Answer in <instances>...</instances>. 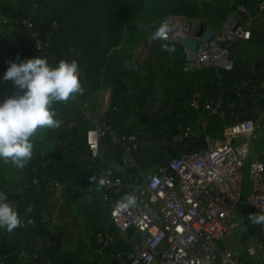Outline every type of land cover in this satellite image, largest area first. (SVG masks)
I'll return each mask as SVG.
<instances>
[{"label":"built area","instance_id":"built-area-1","mask_svg":"<svg viewBox=\"0 0 264 264\" xmlns=\"http://www.w3.org/2000/svg\"><path fill=\"white\" fill-rule=\"evenodd\" d=\"M259 10L264 15V0H261ZM46 12L45 5L34 3L27 10L28 18L20 25L1 19L0 42L5 45L6 41L25 39L37 56L51 59L58 65L64 60L61 52L55 49L61 35V15L50 16L38 23V19L47 16ZM232 19L233 16L227 21L225 30L231 26ZM161 28L164 34L159 38L181 47L188 67L203 61L212 62L213 66L209 67L217 70L234 71L233 62L222 51L212 52L207 48L210 52L202 60L203 47L208 42L205 38L210 33L202 21L175 16L159 30ZM231 29L230 40L252 38L250 23L236 19ZM195 33L200 36L195 37ZM189 38L198 42L196 52L185 46ZM173 68L175 71L182 69L178 65ZM235 79L241 83L237 90L241 95L245 87L251 88V94L264 88L263 83L249 77ZM207 91L196 89L192 93L190 107L206 114L198 117L201 118L198 125L186 126L176 140L189 145L202 134L205 148L180 152L149 176L143 175L134 159L139 149L136 136H120L113 119H106L86 131L82 148L88 158V173L101 189L99 209L110 223V227H98L92 233V264H249L247 257H259V251L264 247V223L246 226L239 212L250 209L264 215V158L252 157L256 133L264 125V115L225 126L216 135L208 131V127L211 121L223 116L224 96L220 89L213 94L209 89ZM86 97L83 88V92L72 98L78 118L88 117ZM66 125V132L59 141L64 149L79 142L71 134L78 127L77 122L70 121ZM109 143L120 149V158L127 164L123 174L113 172L102 161L101 154ZM38 171L36 162L29 163L17 191L32 188L38 196L57 193L56 180L40 176ZM101 179L103 185L99 183ZM4 195L9 200V195ZM128 195L135 196L136 202L123 206ZM132 232L138 235V240L129 245L125 236ZM249 232L254 235L244 251L225 247L235 236ZM36 246L23 258V264H67L61 257L44 253L53 249L49 238H38ZM2 251L4 246L0 236V253ZM0 264L7 263L0 260Z\"/></svg>","mask_w":264,"mask_h":264},{"label":"crops","instance_id":"crops-1","mask_svg":"<svg viewBox=\"0 0 264 264\" xmlns=\"http://www.w3.org/2000/svg\"><path fill=\"white\" fill-rule=\"evenodd\" d=\"M10 1L12 4L17 5L20 4L21 0ZM260 25L262 26V30H259V33H254L257 36H255L253 40H243L245 44H252L256 46V48L254 47V50L245 57L242 56L241 60L238 59L237 56L236 70L243 73L242 76L249 77L264 84V20L260 22ZM124 46L125 42L110 52L107 63L103 69L105 70L109 66V69H112L111 74H100L96 77L95 88L89 89L90 86L88 81L85 82V75H81V83L87 92L85 100L88 104V117L78 118L81 136L76 145H70L65 149L60 147L59 150L56 145L57 143L59 144V141L57 143L47 141L43 145L34 146V155L23 169L15 167L11 162L4 163L0 161V192L9 195V200L15 203L21 214H23L28 207L32 209V211L27 214L23 227L17 228L11 233L6 230H0V236L4 246V251L0 253V260L5 263L23 264V258L37 247L38 238L42 237L49 238L53 243V249L51 251H44L48 256L61 257L67 264L93 263L91 255L92 233L98 227H110V223L108 218L107 220L105 219L106 214L99 209L101 189L91 180L87 171V156L83 154L86 133L84 130L89 126L93 127L95 125H100L107 119L109 114L114 116L113 113L116 112V109L113 107V101L119 95V89L122 85L125 91L122 93L121 97L133 99L135 95L140 97L143 96L149 108L145 107L142 111H131L128 114L126 113V115L121 112L120 115L118 113L117 116H114L113 124L118 133L122 131L126 133V127L128 126L126 123L129 124L130 121L150 120L154 116L159 115L163 118L165 117L163 114L165 113L167 117L168 113L162 108L154 110V107L158 105L154 100L156 87L146 78L148 68L140 64L143 62H140V60L136 58L138 55L137 52L135 57L133 54H128L127 51L121 54L124 57L128 55V57L124 61L121 60V63H123L119 65L120 75H115L116 68H119V66H116L120 64V61L116 62L112 60L111 55L120 51ZM19 60L8 58L2 63L0 92L2 90H12L13 95L17 91L12 81H4L2 77L9 67V61L18 62ZM160 62L161 61L156 60V62L152 63V68L155 66L159 68L158 64ZM169 73L175 74L178 78H182L183 70L180 69V71H175L174 68H172L169 70ZM122 79L125 80L124 84L123 82L121 83ZM185 83L188 88L198 86V74L189 77ZM144 90H147L148 94L144 95ZM3 99L5 98L0 95V100ZM175 103L174 110L177 113H175V119L173 120L178 121L176 115L181 112L182 115H186V113H183L186 109L181 96H179ZM118 104L122 103L118 102ZM70 110L75 113L72 103ZM112 110L114 111L111 112ZM260 115H264V111L256 109L255 116ZM60 121L61 126L56 129V131L60 128L65 129L67 127L62 120ZM37 136L40 137L41 140H45V131H38ZM262 138H264V125L257 131L255 143L260 140L264 146V139L262 140ZM117 153L118 151L115 149L111 154L112 158H120V155ZM101 155L104 163L108 164L109 167L113 166V172L121 173L120 171H123L122 167L118 168L116 165H111L116 162L115 159L105 160L103 159L104 154L102 153ZM258 155L260 156H256L255 158H264V151L260 152ZM32 162L37 163L39 169L38 174L40 176H49L56 180L57 186L59 187L57 193L38 196L32 188L22 192L17 191L18 186L25 178L27 166ZM243 212L244 210H242L241 213V220ZM29 220L31 223L28 222ZM17 235L21 237L23 242V250L20 253L15 252L10 245L14 236ZM247 238L249 240L247 241L250 242L253 237ZM239 239H241L239 235L235 236L225 244V247L239 250V248L236 247ZM233 241H235L234 245ZM67 252L76 254L79 258V262L75 263L72 261L69 256H67ZM250 259H252V261ZM247 261L249 264H264V247L260 249L258 258L254 259L247 257Z\"/></svg>","mask_w":264,"mask_h":264},{"label":"trees","instance_id":"trees-1","mask_svg":"<svg viewBox=\"0 0 264 264\" xmlns=\"http://www.w3.org/2000/svg\"><path fill=\"white\" fill-rule=\"evenodd\" d=\"M125 0H21L20 4L14 5L10 0H0V26L1 19L6 18L9 21L20 25L25 19L28 18L27 10L34 3L45 5L47 12L44 18L38 19V23H41L44 19L54 16L56 14L61 15L60 30L61 35L57 47L61 52L62 58L68 61H83L86 69L85 82L88 81L89 89H93L96 86V77L100 74H90L91 69L103 70L107 63L110 52L113 49L118 48L124 43V30L125 24L128 21V17L131 14L130 1L123 4ZM239 3L244 4V0H237ZM256 2L259 0H255ZM261 2V1H260ZM59 6H55V4ZM245 5V4H244ZM86 14V15H85ZM89 17V18H88ZM88 19H90L88 21ZM262 30V26L260 27ZM259 33V32H258ZM263 33V32H262ZM257 36L253 33L251 40ZM163 43L160 41V45ZM156 51V50H155ZM18 60L26 58L37 57L36 52L32 45L25 39L20 41H6V44L0 42V73L1 65L4 60L10 58ZM128 57L122 56L113 57L114 61H120L116 67L121 65V60H125ZM158 59L161 56H156ZM50 65H57L51 59H47ZM115 75H120V66L116 68ZM243 73L238 72L236 68L232 72H226L217 70L215 68H205L199 75V85L197 89L207 91L209 88L220 89L224 96L225 106L223 116L229 119H234V123L251 120L254 116L256 109L264 111V88H261L254 94H251V88L245 87L243 89L244 94H238L237 90L240 86V82L235 78L242 76ZM219 75L221 78L219 79ZM124 84V83H123ZM123 86V85H122ZM120 87L119 95L113 101V107L116 109L114 116L123 112L126 113L142 111L145 107H149L148 103L144 101L143 96L135 95L133 99L121 97L125 91L124 87ZM195 88H189L186 94L183 95V102L187 103L186 110L190 112L192 119H196L199 115H205L204 111H195L190 107L189 99ZM12 90H2L0 95L4 98L12 95ZM148 94L147 90H144V95ZM251 94V95H250ZM119 97V99H118ZM188 99V100H187ZM118 100V101H117ZM121 102L122 104H118ZM72 98L64 102H56L52 105L56 112V119L62 120L65 124L70 121H76L78 127L71 131L78 139L81 136V129L78 122V116L71 110ZM112 114L107 116V120H112L114 117ZM223 116L218 120L223 119ZM113 121V120H112ZM233 122V121H232ZM164 119L160 116H154L152 119L147 120H135L130 121L127 128V132L118 133L121 135H134L139 142V149L134 154L136 165L139 169H147L157 164L159 158H167L165 150L168 147L182 149L181 152H191L195 150H202L205 148L204 135L194 139L192 144L186 145L174 141L173 136L169 131H166L163 126ZM218 128L220 124L216 121L210 122L208 131L217 132L220 129H212V127ZM91 126L84 130L86 132ZM45 131V140H41L37 136L38 131ZM213 130V131H212ZM65 130L60 128L58 131L52 128L38 129L34 134L35 146L43 145L47 141H53L57 143L60 141L61 135L65 134ZM57 148L61 146L57 143ZM57 149V150H58ZM116 147L109 143L104 150L105 160H113L112 152ZM60 150V149H59ZM86 155V154H85ZM87 156V155H86ZM87 158V157H86ZM170 161L164 163L167 164ZM88 166V158L86 160V167ZM120 175L119 173H117ZM252 215H261L253 210H244L242 214V220L246 226L256 227L259 224L253 223L249 218ZM69 258L75 263L79 262V258L72 252L66 253Z\"/></svg>","mask_w":264,"mask_h":264},{"label":"rangeland","instance_id":"rangeland-1","mask_svg":"<svg viewBox=\"0 0 264 264\" xmlns=\"http://www.w3.org/2000/svg\"><path fill=\"white\" fill-rule=\"evenodd\" d=\"M128 1H130L129 4L131 6V14L129 15L128 21L125 24V46L120 51H117L118 54L113 53L114 55H111V59L113 60L115 54L117 57H122L123 55L121 54L124 51H127L128 54H133L134 57L136 52L138 53L136 58L140 60V62H143L140 64H143L145 68H148L146 78L156 87L154 100L158 103V105L154 107V110L162 108L164 111L168 112L167 117L165 113L163 114V116H165L163 117V126L166 128V131L171 133L174 141H176L177 136L186 126L191 124L198 125V122L201 120V118H198L200 116L199 115L196 119H192L190 112L186 110L183 112L186 113V115H182V112L180 111L181 113L176 115L178 117V121L173 120L175 119V113H177L174 110V106L176 105L175 102L179 96H181L182 99L183 95L186 94L187 90L189 89L185 85V82H187L189 77L197 74L199 76L200 73L205 70V68L213 66V63L199 61L188 67L186 65L187 63L185 62L186 57L184 55V51L181 47L160 38H153L154 34L171 17L179 16L186 17L191 20H200L204 23L206 28L210 30V33L212 32L214 34V36L210 39L207 37L205 38V41L208 42L204 47L211 48L212 43L216 40L218 43V48L215 50L211 48L210 50L214 52L222 51L226 53L236 68L237 56L238 59L241 60L242 56L245 57L247 54H250L254 50V47L256 48V46L252 44L247 45L241 39L230 40V38L224 37L223 34L225 31V26L229 18L233 16V18L241 20L244 23H250V28H253V33L258 32L261 27L260 22L264 20V15L259 10V4L261 0L257 2L255 0H244L245 5L239 3L237 0H125L123 4H126ZM55 6L59 5L56 3ZM89 20L90 19H88V21ZM160 41L163 43L162 45H160ZM171 52L172 55L170 54ZM209 52L210 51L208 49L207 54H209ZM157 55L161 56V58L158 59L156 57ZM202 57V60H205L206 56L202 54ZM13 58L16 59L15 56H13ZM155 59L157 61H161L158 64L159 68L157 66L152 68V63L156 62ZM77 63L79 65L81 75H85L86 69L83 61L80 60L77 61ZM177 65L183 70L182 78H178V76L175 74L169 73V70ZM150 68L152 69L149 70ZM91 70L93 71L89 70V73L92 75H108L111 74L112 69H109L108 66V68L105 70H101V68L99 70L96 68ZM193 88L196 90L197 86ZM216 90L217 88H209V91L212 94ZM183 104L186 109L187 103L183 102ZM216 121L220 124V126L218 128L214 126L212 129H222L225 126L231 125L236 120H228L227 117L223 116L222 121L217 119L213 122ZM221 129L213 133L219 135ZM263 139L264 138H262V140ZM254 146L255 147L253 148L252 157H259L260 155L258 154L264 151V146L260 140L259 142L255 143ZM166 149L167 150H165V154L167 155V158H159L157 164L154 166L147 169H140L143 175L149 176L156 173L160 166L168 161H171L182 151V149L176 150V148L173 147H168ZM116 150L118 151L117 154L120 155V149L117 148ZM115 161L116 162L111 165H116L118 168H123V171H120L121 173L119 174L125 173L127 171V164L125 163L124 159L115 158ZM106 166L109 167L108 164H106ZM109 168L114 171L113 166ZM241 213L242 210L239 212V216ZM105 219L107 220L106 216ZM253 235L254 234L252 232H249L248 234L241 233L239 235L241 239H239L236 247L239 248V250L244 251L245 247L249 245V240L247 237L250 238ZM125 240L129 242V245H133L137 242L138 235L135 232H132L130 235L127 234L125 236ZM234 243L235 241H233V245ZM250 260L252 261V259Z\"/></svg>","mask_w":264,"mask_h":264},{"label":"clouds","instance_id":"clouds-1","mask_svg":"<svg viewBox=\"0 0 264 264\" xmlns=\"http://www.w3.org/2000/svg\"><path fill=\"white\" fill-rule=\"evenodd\" d=\"M161 28L153 38L163 36ZM2 79L12 81L17 90L13 95L0 100V161L11 162L23 169L34 155V134L38 129H58L61 121L56 119L52 105L68 101L83 92L81 73L77 61L61 60L50 65L47 58L37 56L9 61ZM100 185L104 180L99 181ZM126 204L133 205L136 198L128 195ZM31 207L20 213L15 203L0 193V230L11 233L23 227ZM253 223H264V215L249 217ZM31 223V221H28Z\"/></svg>","mask_w":264,"mask_h":264},{"label":"water","instance_id":"water-1","mask_svg":"<svg viewBox=\"0 0 264 264\" xmlns=\"http://www.w3.org/2000/svg\"><path fill=\"white\" fill-rule=\"evenodd\" d=\"M194 36L195 37L200 36V33H195ZM185 46L192 52H196L198 50V42L194 38H189L186 41ZM10 245H11V248L17 253H20L23 250V242H22L21 237L18 235L14 236Z\"/></svg>","mask_w":264,"mask_h":264},{"label":"bare ground","instance_id":"bare-ground-1","mask_svg":"<svg viewBox=\"0 0 264 264\" xmlns=\"http://www.w3.org/2000/svg\"><path fill=\"white\" fill-rule=\"evenodd\" d=\"M235 18H233L232 19V21H231V26H229L225 31H224V34H223V36L224 37H227V38H231L232 37V33H231V27H232V24L235 22ZM214 36V34L211 32V33H209L206 37L208 38V39H210V38H212ZM216 36V35H215ZM216 37H218V36H216ZM169 40H171V38H169ZM172 40H174V38H172ZM219 40V39H218ZM208 47H204L203 48V51H202V54L203 55H206L207 54V51H208V49H207ZM211 48H213V50H215V49H217L218 48V43H217V41L215 40L213 43H212V45H211ZM210 48V49H211ZM212 51V50H211ZM212 52H214V51H212ZM199 59H201V58H199Z\"/></svg>","mask_w":264,"mask_h":264}]
</instances>
